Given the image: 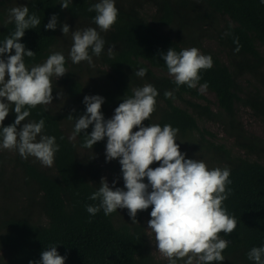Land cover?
<instances>
[{
  "label": "trees",
  "instance_id": "16d2710c",
  "mask_svg": "<svg viewBox=\"0 0 264 264\" xmlns=\"http://www.w3.org/2000/svg\"><path fill=\"white\" fill-rule=\"evenodd\" d=\"M97 2L72 0L62 10L61 0H0V43L15 31L14 23H9L10 9L27 6L41 24L26 30L19 41L35 52L34 59L24 58L25 64L29 68L42 64L60 52L67 68L63 77L51 78L52 103L30 109L24 121H45L43 134L54 136L59 145L53 166H42L33 157L22 159L17 151L0 150V264H39L41 252L51 246L67 257L65 264H157L145 228L151 207L138 212V224H132L126 209L122 217L119 210L109 216L102 209L95 216L86 211V206L99 204L89 196L108 172L106 141L90 150L82 147L83 133L69 140L75 118L85 112L84 96L103 97L101 110L109 119L119 103L144 84L158 91L156 111L143 122L145 126L170 124L179 129L176 143L186 159L202 160L209 170H231V194L222 206L237 226L229 235L218 234L228 247L222 252L224 261L212 264H254L247 253L264 246V140L245 130L237 108L264 127V2L115 0L117 21L110 31L100 33L105 41L101 55L93 56V66L86 61L73 64L71 34L97 27L95 11H88ZM54 14L56 29L45 30ZM64 23L69 26L66 36L61 32ZM211 38L219 53L203 47ZM170 47L177 52L196 47L211 56L213 67L200 71L199 83L208 85L205 91L199 85L176 90L161 58ZM140 68L147 69L143 78L135 75ZM166 90L174 98L166 99ZM69 115L74 118L68 119ZM14 120L10 111L3 126ZM211 123L223 132L221 140L205 128ZM118 174L123 184L120 165Z\"/></svg>",
  "mask_w": 264,
  "mask_h": 264
},
{
  "label": "clouds",
  "instance_id": "9594fccd",
  "mask_svg": "<svg viewBox=\"0 0 264 264\" xmlns=\"http://www.w3.org/2000/svg\"><path fill=\"white\" fill-rule=\"evenodd\" d=\"M70 2L61 0V9H68ZM88 11H95L97 27L72 32L69 58L73 64L86 61L93 66V56L99 57L104 50L105 41L100 33L112 29L118 9L115 0H99ZM9 23H14L15 31L0 43V150L17 151L22 159L33 157L42 166L52 167L55 153L59 151L55 137L43 134V119L24 121L30 116V109L52 103L51 78L59 79L67 74L66 59L62 53L53 52L44 63L29 68L24 58L34 59L35 52L27 50L19 41L26 30L36 28L41 20L34 13L30 15L27 6H18L10 9ZM56 26L54 14L44 27L54 31ZM61 32L65 36L69 34L66 23L61 25ZM108 52L111 54L113 48ZM161 58L174 79L176 90L182 85L189 89L199 85L202 92L207 89V82H199L200 71L213 67L210 55L201 54L196 47L179 52L170 47ZM146 72L147 69L140 68L135 75L143 78ZM157 96L158 91L152 84L134 88L132 96L125 97L109 119H105L101 110L105 103L103 97L84 96L85 112L75 118L69 140L83 133L82 147L90 150L98 142L106 141L105 162L118 160L123 180L120 188L116 187V180L109 186L102 177L98 190L89 196L90 200H99V204L86 206V211L95 216L102 209L109 216L118 209H126L132 224H138V212L151 207L147 228L154 233L156 249L168 264L181 260L184 264L223 262L222 252L228 247V241L218 234L229 235L237 226L235 217L222 206L231 194L228 188L231 170L227 167L209 170L202 160L186 159L176 143L179 129L170 124L145 126L143 122L149 121L156 111ZM164 96L174 98L172 91L166 90ZM10 111H14L15 120L3 126ZM89 126H92L90 133L86 131ZM154 162L159 166L150 167ZM262 257L264 246L253 247L247 253L254 264H264ZM66 258L57 252L56 246H51L41 252L39 264H65Z\"/></svg>",
  "mask_w": 264,
  "mask_h": 264
},
{
  "label": "rangeland",
  "instance_id": "374dc122",
  "mask_svg": "<svg viewBox=\"0 0 264 264\" xmlns=\"http://www.w3.org/2000/svg\"><path fill=\"white\" fill-rule=\"evenodd\" d=\"M203 47L206 49L211 50L214 53H219V50L217 49L216 44L213 42V39H207L203 43ZM225 62V61H224ZM244 85L245 79L241 81ZM238 111V116L240 119V122H242L243 126L245 127V130L253 135H256L264 140V127L262 124L256 120L248 111H245L241 109L240 107L237 108ZM205 128L212 132L215 137L219 140H221L224 135L223 132L220 130L219 126L216 124H208L205 125ZM108 167L107 170L108 172H104V178L107 179L109 186H112L113 180H116V187L123 188V184L119 180V174H118V167L119 163L118 160H113L111 162H107ZM119 210V216L122 217L124 214V209H118ZM123 219V218H122ZM146 228V233L148 235V240L151 245V255L153 256V259L155 263L157 264H168V261L166 258L162 257V255L158 252L156 249V241H155V235L154 233L147 228V224H145ZM179 264H184V262L178 261Z\"/></svg>",
  "mask_w": 264,
  "mask_h": 264
}]
</instances>
